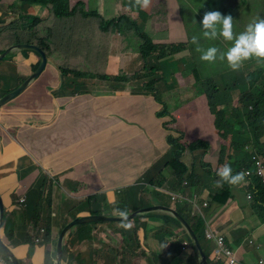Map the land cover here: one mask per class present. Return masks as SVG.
<instances>
[{
    "label": "clouds",
    "instance_id": "1",
    "mask_svg": "<svg viewBox=\"0 0 264 264\" xmlns=\"http://www.w3.org/2000/svg\"><path fill=\"white\" fill-rule=\"evenodd\" d=\"M77 1L78 3H83L85 11L93 15L92 17H87L88 27L86 32L96 28L95 37L99 40L96 52H99L100 56L88 68H86V65L83 66L88 69V72L113 74L115 73L113 61L131 75L135 72L143 71L144 60L138 50L140 43L143 41L140 38L141 34L146 33L157 44L151 51V55L158 63L164 76L156 83L154 92L138 93L137 98L132 97L134 99L143 98L146 101H149L150 97H155V100L161 103L160 108L157 103L155 110H150L143 114L141 107L135 105L129 112L134 117L130 125L134 131L141 134L143 140H148L149 142H152L153 138L161 140L155 148L158 150V155H153L152 158L154 162L162 160V167L153 173L137 172L133 181L114 189L112 198L109 197L107 191L89 194L88 197L93 196L99 203L106 205V207L99 205L98 213L90 212L94 208V204L78 205L87 197L75 203L74 216L64 222L59 235L53 238L52 220L50 235L48 231L49 238H47L45 222L29 213L30 202L27 192L19 196L13 193V207L8 208L6 198L0 190V196L3 201V214L2 216L0 215V237L2 241L20 264H25L22 261L23 259L32 258L31 254L26 258L18 257L12 245L1 234L6 235L7 239L15 245L25 243L32 248L36 246L47 248L48 245H53L55 246L54 258L52 259L50 256L48 260L45 255L46 260L40 264H55L59 236L64 227L74 219L89 215L120 216L121 220L90 221L73 225L64 237L61 264H78L80 261L85 264H122L123 260H125L124 264H126L128 259L132 257V264H137L138 259H141V255L133 252V249L131 257L126 254L125 248L129 241L124 239V234L129 230H135V225L137 224L135 221H138L139 218V221H149L145 232H143L142 240L146 239L152 243V236L154 237L157 245L155 249L157 252L155 260L157 262L158 260L161 263L165 262L162 248L172 247V244H174V257L176 259L172 264H264V233L256 235L249 230L242 231L238 223L230 219L226 214L231 206L236 205L245 217L255 219L258 227L264 226V152L259 151L254 146L251 138H249L248 143H241V131L238 126L223 124V126L218 127L216 125L213 98L209 88L197 91L195 86L197 83L195 70L204 69L206 75L212 77L217 84V86L212 87L213 90L218 94L228 91L229 100L235 102L237 106L240 103H249L248 108L252 110L254 102L260 100L264 102V0H246L243 4H240L235 10L239 14V20H237L234 12L231 15H223L218 10L207 11L203 14L201 20L190 21L193 23L192 29L189 28V21L186 17L189 14L190 7H181L180 0ZM17 2L18 4L13 6V9L18 5H22L21 0H17ZM32 6L48 9L50 20L46 22V27L54 26L52 22L53 12L50 7L42 6L41 4ZM210 7L216 8L217 6L210 5ZM251 8L260 9L261 12L251 20L252 22L246 25L244 31L237 35L241 24L248 20ZM148 9L166 11L168 16L178 23L168 27L150 14ZM122 15L132 18L127 37L112 30L104 31L101 29L100 24L108 23L110 20ZM31 17L41 19L39 16ZM0 22H4V19ZM3 30L8 31V28L4 27ZM12 31H14V28ZM44 34H47V31ZM222 38L232 43L227 45ZM205 40H209L210 43H206ZM179 42H185L188 45V49L182 48ZM18 43L29 42L11 41L10 46ZM30 44L38 45V43ZM194 45L202 46L199 54L195 55V65L192 59L193 54H195L193 52ZM38 46L41 47L40 45ZM7 48L1 51L0 54L4 53ZM16 51L32 50L14 49L1 58L0 61L6 60L10 54ZM33 52L36 53L35 51ZM45 53L47 59L50 56L54 58L61 69L63 65L53 55L46 51ZM36 54L39 55L38 53ZM39 57L41 62V56L39 55ZM250 57L252 61L249 66L243 69L238 76L235 73L232 76H228L226 70L222 79L219 80L216 77L219 68H221L219 66L221 60L226 61L228 67L235 70L240 67L244 60ZM213 64L217 65L212 66ZM61 75L60 95L67 96V103L73 108L82 99L88 97L90 93L100 94L101 96L118 93V91L113 90L111 84L109 86L110 89H105L107 86L105 84L106 80L89 77L87 81L90 84V90L77 92L72 95L68 90H63L64 77L62 73ZM185 77H192L193 81L188 84L181 83L180 81ZM21 83L9 92L18 88ZM176 85L183 86V91L178 94L182 98V109L173 112L172 109L168 108L167 103L160 99L158 94L164 91L167 86L175 87ZM226 85L229 87L228 90L223 88ZM135 86L137 88L136 82ZM26 89L14 98L22 94ZM9 92H5L0 85V99ZM125 93L127 94V92ZM202 97L206 99L207 106L213 114L214 122L211 123V126L214 138H218L219 141L222 140V144L224 142L228 146L227 150L222 148V144L219 147V143H215L211 138L195 137L191 139L189 135H186V132L192 127H197L200 130L207 129L203 103L200 101ZM14 98L0 105V113L2 111L1 108ZM148 106H151L150 102ZM215 131L218 135H216ZM174 139H178L179 143L184 146V151L180 158L174 159L185 167L181 177L178 176L172 164L174 160L170 156ZM233 142H235L236 146ZM192 144H194L193 147H191ZM140 148L141 145L138 144L136 147L137 151H140ZM35 169H39V175L41 170L45 171L38 165ZM20 172V169H18L19 177ZM45 173L47 172L45 171ZM47 174L53 180L58 179L56 176ZM38 177L34 183H37ZM142 186L145 187L142 188ZM138 187H141L139 189L142 194L141 198L147 197L145 194L146 190L150 194L155 192V190H164L170 194L174 204L168 206L165 203L153 202L137 210H119L118 206L125 203L121 197L124 191H126V195L131 200L129 203L133 204V202L139 201ZM165 188H170V190ZM157 205L168 207L170 210L161 207L149 212L143 211L145 208ZM140 211L142 212L140 215L132 218L128 217L129 214ZM79 212L83 214L77 215ZM153 212L162 215V222L156 223L153 217L147 216ZM51 215L53 216L52 205ZM222 215L223 218L219 217ZM178 216L181 217V220ZM167 217L176 218L178 224L173 222L172 224H175L173 228L169 232H165L163 238L160 239L154 234L153 227L155 224L161 227L165 226V222H169ZM114 221L119 223L120 227H114L115 223H112ZM150 222H153V225L150 226ZM85 224L89 225L85 226ZM102 225L104 227L96 231V227ZM77 227L79 231H77ZM147 231L150 233V238L146 236ZM27 233H31V237L27 238ZM173 233L179 234L172 235ZM166 235L168 237H165ZM97 238L98 242H96ZM103 239L108 243L110 249L108 252L98 251ZM142 240H139V242L143 243ZM134 242L137 243V241ZM206 242L212 244L210 252L207 250ZM72 243L74 246H72ZM117 244L123 246L122 251L119 253L116 252ZM83 246L85 247L84 249H82ZM145 255H149L152 258L153 264L156 263L151 252L147 251ZM141 261L142 264L146 262L144 259H141ZM0 264H15L1 247Z\"/></svg>",
    "mask_w": 264,
    "mask_h": 264
},
{
    "label": "crops",
    "instance_id": "2",
    "mask_svg": "<svg viewBox=\"0 0 264 264\" xmlns=\"http://www.w3.org/2000/svg\"><path fill=\"white\" fill-rule=\"evenodd\" d=\"M16 4L17 0H0V21L4 19L0 22V52L15 43L4 40L8 31L3 28L22 17L13 9ZM48 12L46 8L32 6L24 15L39 16L48 22ZM30 52L16 51L0 61V85L5 92L23 82L38 66L39 55ZM59 66L50 56L43 74L22 94L4 105L0 113V190L7 207H13V193L19 196L40 185L34 183L39 169L27 171L20 167L24 159L56 176L59 183L52 195V238L57 237L64 222L74 216L75 203L99 191H107L112 198L116 187L133 181L138 160L142 156L150 157V152L161 142L154 138L152 142L143 140L130 125L133 115L124 111L123 105L114 110L112 102L102 96L95 98L94 104L103 105V111L97 114L107 123L102 127L97 125L105 133L98 135L95 141H91L89 125L71 120L64 123L66 117H83L85 112L78 111V103L71 107L67 103L68 97L60 95L62 75ZM138 144L141 145L140 151L136 149ZM16 169H20V177ZM46 214L44 211L43 216ZM80 214L83 213H77ZM226 214L238 223L242 231L249 230L256 235L264 233V226L258 227L256 220L245 217L236 205L231 206ZM61 216L63 221L57 219ZM153 220L160 223L163 217L160 215ZM100 228L96 227V231ZM1 235L12 245L18 257L26 258L31 254L35 264L46 260L45 247L32 248L25 243L15 245L6 235Z\"/></svg>",
    "mask_w": 264,
    "mask_h": 264
},
{
    "label": "trees",
    "instance_id": "3",
    "mask_svg": "<svg viewBox=\"0 0 264 264\" xmlns=\"http://www.w3.org/2000/svg\"><path fill=\"white\" fill-rule=\"evenodd\" d=\"M22 5H28L30 8L32 5L41 4L42 6H48L51 8L53 12V20L54 26L46 27V21L26 16L23 17L24 25L29 30V34L26 36L25 30H17L16 33L11 34L9 37L5 38L7 41H27L29 43L35 42L38 43L46 52L53 55L63 66H61V73L63 74V90H68L70 94L74 95L77 92L88 91L90 90V84L87 79L90 78H102L106 80L109 84H111L114 91H125L128 95L134 96L137 98L138 93H148L154 92L156 90V83L160 78L164 76L159 68L158 63L155 61L154 57L151 55V51L157 45L153 39L147 35L146 33H142L140 38H142V42L140 43L138 50L141 53V56L144 60L143 71L135 72L134 74H130L125 72L117 63L113 61V67L115 69V73L113 74H94L88 72L89 65L91 66L94 61L100 56L99 52L88 55L89 51L95 50L99 46V40L96 38V28L92 29L89 32H86L88 27L87 17H92L90 13H87L84 9L83 3H78L77 0H21ZM133 1V0H132ZM203 4L197 3V0H180V6L185 7L189 6L190 11L188 14L187 20H201L203 14L207 11L218 10L223 15H231L233 12L235 16L239 17L237 11V7L240 4H243L246 0H216L215 3L211 5H216V8H211L209 0H203ZM194 4H197V7H193ZM132 11V10H131ZM149 13L155 16L159 21L163 22L168 27L174 23H178L172 20L166 11L160 10H150ZM132 18L130 16L122 15L120 17L114 18L110 20L108 23L100 24V27L104 31L112 30L113 32H117L124 37L128 36L129 26L131 24ZM252 21H249L250 23ZM247 23V24H248ZM246 24V25H247ZM17 24L13 23L10 27L12 30L15 28ZM246 25L242 26L237 35L245 30ZM233 26V23H232ZM55 28V29H54ZM47 31V34L44 32ZM222 40L227 45H230L231 41ZM179 45L182 48L188 49V45L185 42H179ZM193 48V64L196 63L195 55L199 54L202 46L194 45ZM63 49H66V52H63ZM81 53L84 55V61H86V68L83 66H73L70 63L72 60L79 56ZM252 61V58H248L244 60L238 69H231L228 67L226 61L221 60L219 66L223 68L224 73L218 78L219 80L223 78L226 70L228 76H232L234 73L238 76V74L245 68H247ZM69 62V63H68ZM66 63V66H65ZM196 67V66H195ZM195 78L197 83L195 84L197 91H203L209 88L211 96L213 98L214 103V111L216 116V125L218 127L223 126V124H232L233 126H238L241 131V143H248L249 138L252 139L254 146L261 152H264V102L262 100L254 102V108L249 110V103H240L238 106L235 102L229 100V94L227 92H223L218 94L213 90V86H217L214 82V79L210 76L206 75L204 69L195 70ZM135 82L137 88L135 86ZM225 90H228L229 87L226 85L223 87ZM66 119H70V117H66ZM80 119V121L78 120ZM73 123H84V117H75L73 116L71 119ZM69 120V121H70ZM105 123L107 120L104 119ZM70 123V122H69ZM233 144L236 146L235 142ZM194 144L191 145L193 147ZM184 151V146L179 143L178 139H174L172 142V148L170 151V156L174 160L176 158H180L182 152ZM174 168L177 171L179 177L183 175L185 167L183 164L178 163L177 161H172ZM37 183L40 185L35 189L31 188L27 193L29 198V213L32 216L42 219L47 227V238L50 235V225H51V205H52V195L53 190L56 185H58L59 180H53L45 171L41 170V173L37 179ZM35 196V200H32V197ZM151 203V202H150ZM148 203L147 205H149ZM94 204V208L90 211L91 213H98V206H104L98 202V200L89 196L85 200L78 203L81 205ZM138 202L131 203H123L118 206L119 210H137L141 208ZM80 208V207H78ZM91 209V207H89ZM44 211H46V216H43ZM148 217L156 218L160 215L156 213H149ZM140 219V218H139ZM135 221L137 224L135 225V230H129L125 232L124 239L129 241L125 252L131 257L133 242L137 241L139 243L138 234L140 230H145L147 228L148 220L143 221ZM165 220V219H164ZM169 222H165V226L161 227L157 224L154 225V234L158 236L160 239L163 238V234L165 232H169L171 228L175 224H178V221L174 217H167ZM89 224H85L87 226ZM49 231V235H48ZM77 231H79L77 227ZM31 237V233H27V238ZM44 254L47 259H53L55 256V246L48 245L45 248ZM163 256L165 257V262L161 263L158 260L159 264H167L170 256H174V244L172 247H167L163 251ZM144 256H141L143 259ZM48 262V261H47ZM125 260L122 261L124 264ZM23 263V262H22ZM32 264V263H29ZM78 264H85L80 261Z\"/></svg>",
    "mask_w": 264,
    "mask_h": 264
},
{
    "label": "rangeland",
    "instance_id": "4",
    "mask_svg": "<svg viewBox=\"0 0 264 264\" xmlns=\"http://www.w3.org/2000/svg\"><path fill=\"white\" fill-rule=\"evenodd\" d=\"M210 3L209 5L213 4L216 2V0H209ZM197 3L199 4H203L204 1L203 0H197ZM28 5H18L15 7V10L19 13L22 14V18L26 17V15H24V13L29 9ZM193 7H197V4H194ZM24 8V9H23ZM31 10V9H30ZM261 12L260 9H254L251 8L250 9V16L248 18V20L241 24V27L246 25L249 21H251L253 18H255L259 13ZM187 19H188V14H187ZM22 18H19L18 20H16L14 23L17 24L18 26L15 25L14 31L10 30L11 25L7 26L8 28V34L6 37H9L11 34H14L17 32V30H25L24 33L27 36L29 34V30L27 29V27L24 25V21ZM189 23V28L192 29L193 28V23L190 22V20H188ZM206 43H210L209 40H205ZM87 51L89 52L88 55H92L95 54V50H91L89 51L87 48ZM63 52H66V49H63ZM32 53V52H30ZM73 66H85L86 65V61H84V55L83 53H81L79 56H76L72 62L70 63ZM217 64H213L212 66H216ZM224 72L223 68H219V71L216 75L217 78H219L222 73ZM193 81L192 77H185L183 80H181L180 82L183 84H188L191 83ZM107 86L105 87L106 90L110 89V84H108L107 82L105 83ZM183 91V86L181 85H176L175 87H171V86H167L165 88L164 91L160 92L158 94V96L160 97L161 100H164L169 109H172L173 112H177L178 110L182 109L181 107V101L182 98L178 95L181 94L180 92ZM191 93V92H189ZM100 94H95V93H90L88 97H86L85 99H83L78 106V111H84L85 112V116L84 117V124L85 125H89L88 127L91 129V141H95L98 137V135L104 134L105 130L98 129L97 125H99L100 127L104 126L105 123L103 121V117L98 116V111H103V105H98V104H94V99L100 97ZM104 98V100H110L111 106L113 107V109L115 110L116 108H121L120 105L124 106V111L128 112L131 110L132 107H134L135 105L141 107V112L143 114H146L148 111L150 110H155L156 109V105L158 103V106L160 108V102H157L155 100V97H150L149 101L144 100L143 98H139V99H134V97L129 96L125 93V91H118V93H116L115 95H103L102 96ZM200 101L203 103V111H204V119L206 121L207 124V129L206 130H200L197 127H192L190 128L187 132L186 135H189V137L191 139H194L195 137H206V138H211L215 143H219V147L222 144V140L219 141V139L214 138V132L212 130V126L211 123H213V114L211 113V111L209 110L207 103H206V99L204 97H202L200 99ZM149 102L151 103V106H148ZM88 111V112H87ZM70 119H66V121L64 120V123H69ZM80 121V119H78ZM86 132V131H85ZM216 132V131H215ZM216 135L217 132H216ZM222 148L224 150H227L228 146L223 142L222 144ZM150 157L145 158V156H142L139 160H138V168H137V172H142V173H153L155 171H157V169H159L160 167H162V160H158L157 162L153 161L152 156L153 155H158V150L154 149L152 152H150ZM20 167L25 168V170L27 171H34L35 167H37V165H35V163H33L32 161H30L29 159L27 160H23L20 164ZM169 168V167H168ZM170 170V168H169ZM165 171H167V169H165ZM145 186H142V188H144ZM138 189V196H139V201L138 204L139 206H146L148 203L152 204L153 202L155 203H165L168 206H171L172 204H174V202L171 199V196L168 192L164 191V190H155V192L153 193H149L148 190L145 191V194L147 197H142L141 198V192L139 189H141V187L137 188ZM167 190H170V188H165ZM123 202H127L129 203L131 200L130 198L126 195V191L123 192V194L121 195ZM152 197V199H151ZM32 200H35V196L32 197ZM153 200V201H152ZM223 218L222 216H219ZM60 221H63V217H58L57 218ZM112 223H115L112 222ZM153 225V222H150V226ZM101 227H104L103 225ZM114 227H120L119 223H115ZM125 232V231H124ZM143 232H145V230H140L139 234H138V239L142 240L143 238ZM177 234H172V235H178ZM148 238H150V233L149 231H147V235ZM165 237H168V235H166ZM179 237V236H177ZM98 238L96 239V242H98ZM143 243L139 242L138 244L133 242V252H135L136 254L139 255H143L144 256V260L146 261L145 264H153V260L149 255H145V253L147 251L152 253V256L155 260V254H157V252L155 251L157 245L155 244V239L152 236V243L148 242V240L144 239L142 240ZM211 246L212 244L210 242H206V247L207 250L210 252L211 251ZM123 249L122 245L117 244L116 245V252H121ZM163 250L165 248H162ZM110 249L108 247V243L105 239H103V242L101 244V246H99L98 251L99 252H108ZM165 259V258H164ZM176 257L174 256H170L169 260L167 261V264H172L173 261H175ZM132 258H129L128 261L126 262V264H132ZM166 260V259H165ZM25 264H35L32 260L31 257L27 258L26 260H22ZM155 264H159L156 260H155ZM137 264H142L141 259L139 258L137 261Z\"/></svg>",
    "mask_w": 264,
    "mask_h": 264
},
{
    "label": "water",
    "instance_id": "5",
    "mask_svg": "<svg viewBox=\"0 0 264 264\" xmlns=\"http://www.w3.org/2000/svg\"><path fill=\"white\" fill-rule=\"evenodd\" d=\"M14 49H28V50L35 51L36 53H38L41 56V62L39 64V66L36 68V70L31 75H29L25 79V81L21 83V85L18 88L7 93L6 95H4L0 99V105H3L4 103L8 102L12 98H14L17 94H19L24 89H26V87L33 80L38 78V76L43 72V70L45 69V67L47 65L48 59H47V55H46L45 51L41 47H39L38 45L30 44V43H18V44H15V45L8 47L4 53L0 54V59L5 57L7 54H9ZM161 207L170 210L168 207L157 205V206L145 208L143 211L149 212V211H153L155 209H160ZM141 213H142L141 211L140 212H133V213L129 214L128 217L129 218L136 217V216L140 215ZM2 214H3V201H2V198L0 196V215L2 216ZM174 215L176 216V214H174ZM178 218L181 220L180 216H178ZM117 219L121 220V217L120 216L107 217L104 215H89V216H83V217H78V218L74 219L72 222H70L68 225H66L64 227V229L62 230V232L59 236L58 244H57V248H56L55 264H61L64 237H65V234L67 233V231L73 225L81 224V223H85V222H90V221L117 220ZM0 247L8 254V256L12 259L13 263L20 264L19 261L15 258L14 254L11 252V250L2 241L1 237H0Z\"/></svg>",
    "mask_w": 264,
    "mask_h": 264
}]
</instances>
